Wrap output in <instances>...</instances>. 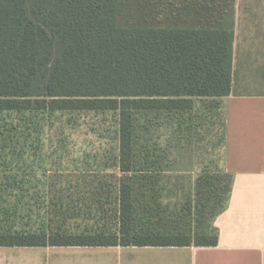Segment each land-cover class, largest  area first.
Instances as JSON below:
<instances>
[{
	"label": "trees",
	"instance_id": "obj_1",
	"mask_svg": "<svg viewBox=\"0 0 264 264\" xmlns=\"http://www.w3.org/2000/svg\"><path fill=\"white\" fill-rule=\"evenodd\" d=\"M179 4L173 10L174 0H0V110L118 111L122 173L118 231L6 230L0 246L218 244L214 225L193 235L135 224V178L142 171L136 114L189 111L195 99L216 106L232 92L235 33L225 11L231 5ZM223 138L225 144L226 115ZM232 181L227 171L199 177L198 190L207 195L202 207L210 205L212 219L226 209Z\"/></svg>",
	"mask_w": 264,
	"mask_h": 264
},
{
	"label": "rangeland",
	"instance_id": "obj_2",
	"mask_svg": "<svg viewBox=\"0 0 264 264\" xmlns=\"http://www.w3.org/2000/svg\"><path fill=\"white\" fill-rule=\"evenodd\" d=\"M214 104L136 114L138 229H214L198 190L201 175L226 172L224 104ZM118 156V111L0 110V231H118ZM35 251L46 249L0 247Z\"/></svg>",
	"mask_w": 264,
	"mask_h": 264
},
{
	"label": "crops",
	"instance_id": "obj_3",
	"mask_svg": "<svg viewBox=\"0 0 264 264\" xmlns=\"http://www.w3.org/2000/svg\"><path fill=\"white\" fill-rule=\"evenodd\" d=\"M225 11L235 33L232 92L223 97L233 181L213 222L218 244L39 246L46 251L0 252V264H264V0H235Z\"/></svg>",
	"mask_w": 264,
	"mask_h": 264
}]
</instances>
